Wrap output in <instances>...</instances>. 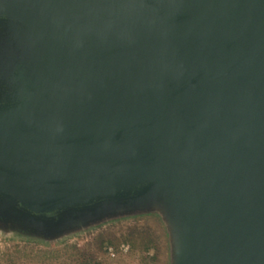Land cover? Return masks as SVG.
Returning <instances> with one entry per match:
<instances>
[{"label": "water", "instance_id": "95a60500", "mask_svg": "<svg viewBox=\"0 0 264 264\" xmlns=\"http://www.w3.org/2000/svg\"><path fill=\"white\" fill-rule=\"evenodd\" d=\"M150 208L264 264V0H0V216Z\"/></svg>", "mask_w": 264, "mask_h": 264}, {"label": "rangeland", "instance_id": "374dc122", "mask_svg": "<svg viewBox=\"0 0 264 264\" xmlns=\"http://www.w3.org/2000/svg\"><path fill=\"white\" fill-rule=\"evenodd\" d=\"M173 240L157 208L112 211L54 230L0 216V264H177Z\"/></svg>", "mask_w": 264, "mask_h": 264}, {"label": "built area", "instance_id": "2783aa9c", "mask_svg": "<svg viewBox=\"0 0 264 264\" xmlns=\"http://www.w3.org/2000/svg\"><path fill=\"white\" fill-rule=\"evenodd\" d=\"M114 255V254H113Z\"/></svg>", "mask_w": 264, "mask_h": 264}]
</instances>
